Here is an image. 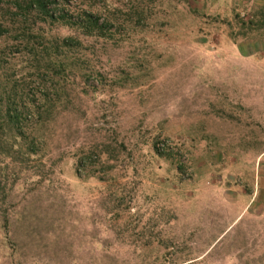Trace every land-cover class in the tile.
Listing matches in <instances>:
<instances>
[{"label": "rangeland", "instance_id": "obj_1", "mask_svg": "<svg viewBox=\"0 0 264 264\" xmlns=\"http://www.w3.org/2000/svg\"><path fill=\"white\" fill-rule=\"evenodd\" d=\"M0 264H264V0H0Z\"/></svg>", "mask_w": 264, "mask_h": 264}, {"label": "trees", "instance_id": "obj_2", "mask_svg": "<svg viewBox=\"0 0 264 264\" xmlns=\"http://www.w3.org/2000/svg\"><path fill=\"white\" fill-rule=\"evenodd\" d=\"M32 1H34V0H32ZM35 1L39 3L41 0H35Z\"/></svg>", "mask_w": 264, "mask_h": 264}]
</instances>
